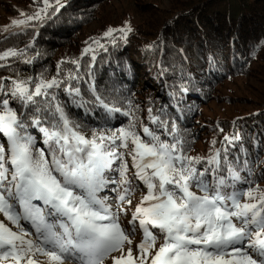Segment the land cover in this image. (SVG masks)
Segmentation results:
<instances>
[{"label": "snow or ice", "instance_id": "1", "mask_svg": "<svg viewBox=\"0 0 264 264\" xmlns=\"http://www.w3.org/2000/svg\"><path fill=\"white\" fill-rule=\"evenodd\" d=\"M42 3L0 32L42 21L52 7ZM56 4L59 12L64 5ZM117 32L126 41L132 28L126 22L103 37L115 44ZM92 45L107 49L93 39L82 50L81 59L90 54L94 64ZM20 57L23 64L36 61L23 49L0 52V61ZM64 63L75 69L64 71ZM91 69L93 101L79 86V59L58 62L51 77L19 70L0 76V264H264V187L252 172L241 176L226 149L191 155L194 141L162 109L149 108L145 124L131 100L126 108L109 103ZM69 103L86 113L94 103L108 118L88 128L72 119ZM115 113L128 123L110 126ZM30 129L42 134V146ZM238 138L225 135L221 143ZM136 181L144 191L134 203Z\"/></svg>", "mask_w": 264, "mask_h": 264}, {"label": "trees", "instance_id": "2", "mask_svg": "<svg viewBox=\"0 0 264 264\" xmlns=\"http://www.w3.org/2000/svg\"><path fill=\"white\" fill-rule=\"evenodd\" d=\"M3 1L4 16L12 18H20L21 11L32 9V14L43 7L42 0ZM49 3L52 7L42 21L0 32V52L16 48L23 49L27 56H36L32 65L21 63L23 57L0 61L9 65L0 68V76H15L19 70L25 77L40 72L51 77L58 62L79 59L83 77L79 86L85 99L93 101L87 75L92 64L96 87L109 103L126 108L131 100L145 124H150L149 108L154 114L162 109L167 117L177 118L181 130L194 141L192 150L199 141L205 146L203 156L213 148L221 152L226 149L229 160L242 169L240 174L247 177L250 170V178L264 185V0H176L171 10L160 13L161 20L152 19L148 29L137 26L126 41L119 38V33H113L115 44L112 37L95 36L93 39H99L107 51L92 45L96 48L94 64L90 54L81 59L85 47L80 35L99 19L110 0H60L64 6L59 12L55 11L56 0ZM93 39L87 44L91 45ZM62 69L74 70L75 65L64 63ZM237 78L256 79L263 85L248 112L232 118L205 116V109L214 101H237L220 96L218 90ZM182 87L188 91H182ZM60 100L68 103L62 92ZM87 107L86 113L84 108L69 103L67 110L73 120L88 128L108 118L94 103ZM127 123L128 117L120 113L109 120L113 127ZM30 131L42 146V134L36 129ZM225 135L239 138L221 143ZM213 139L217 141L215 146Z\"/></svg>", "mask_w": 264, "mask_h": 264}, {"label": "rangeland", "instance_id": "3", "mask_svg": "<svg viewBox=\"0 0 264 264\" xmlns=\"http://www.w3.org/2000/svg\"><path fill=\"white\" fill-rule=\"evenodd\" d=\"M175 1L176 0H110L109 6L100 14L99 19L82 31L80 42L86 47L89 45L87 44L88 40L93 39L95 36L101 37L108 28H121L126 22L131 26L132 31L139 25L145 26V28L148 29L151 20L155 18H157L158 21L161 20L162 16H160V13L171 10L173 7L172 4H174ZM3 2V0H0V26L2 29L5 26H10V21L13 19L12 17L4 16V11L1 6ZM31 12L32 9H28L25 13L31 14ZM249 79L250 78H237L220 86L218 89L220 96H227L237 101L233 103H228L227 101L222 102L221 99L214 101L205 109L204 115L215 119L232 118L237 115L246 114L248 112L246 109L252 105L251 100L257 101V92L263 88V85L259 84L258 80ZM239 98L243 100L239 101ZM204 149L205 146L202 141L196 142L190 154L203 156ZM111 175L116 174L112 173ZM237 187L242 188L244 185L238 184ZM143 191L142 185L132 197L134 203L139 201ZM103 194L115 197V193L108 192ZM0 219H3V217L0 216ZM127 219H130V214L127 218L122 217V222L126 224ZM25 227H27L30 232H34V229H31L30 226L25 224ZM136 239H140L139 233Z\"/></svg>", "mask_w": 264, "mask_h": 264}]
</instances>
